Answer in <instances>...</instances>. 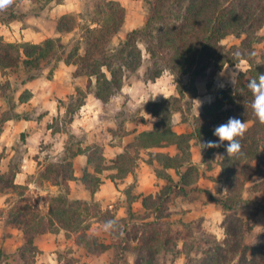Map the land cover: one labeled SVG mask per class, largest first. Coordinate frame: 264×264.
Segmentation results:
<instances>
[{"label": "trees", "instance_id": "trees-1", "mask_svg": "<svg viewBox=\"0 0 264 264\" xmlns=\"http://www.w3.org/2000/svg\"><path fill=\"white\" fill-rule=\"evenodd\" d=\"M30 1L39 4L38 9H43L52 1L61 3L63 0ZM85 2L82 12L64 14L56 19L57 35L79 31L78 39L69 51V44L63 43L60 37L46 38L39 44H13L0 39V70L22 68L26 72L36 71L28 77L34 80L40 75L43 65L65 56L64 64L75 68L73 78H86L85 90L77 87L74 95L65 97L68 103L61 118L68 127L74 114L85 104L87 94L92 93L97 100L106 104L121 90L124 80L141 68L145 82H153L168 71L174 77L177 88L182 86L183 76L189 77L190 85L205 82L208 86L215 72L224 66L233 67L240 61H246L248 69L238 73L233 88L218 90L213 101L202 106L201 113L192 119L191 133L174 134L170 128L162 126L160 114L158 119L162 127L156 123L151 133L142 135L144 147H157L165 142L175 144L180 153L175 157L162 153L154 155L161 168L157 176L166 184L155 196L143 200L142 208L147 212L145 216L135 218L129 206V219H115L108 211L103 212L97 206L69 200L67 181L74 178L72 164L64 159L62 163L46 168L40 177L61 189V193L50 198L49 217L45 219L26 200L21 199L9 213L10 222L23 233L24 245L19 249L23 264H31L29 259L35 255L33 238L56 230L55 225L66 232L76 233V243L88 253L100 254L112 250L113 258L109 264H129V257H132V264H164L166 252L170 249L174 251L179 240L188 241V238L200 242V248L192 253L193 247L187 248L183 243L181 252L185 264H264V232L256 237L255 242L246 244V237L250 236L253 226L237 215L239 206L244 203L241 199L244 182L258 176L264 177L260 169L246 163L264 158V125L259 124L252 115V94L247 87L250 80L264 74V39L259 36L264 25V0H146L147 12L141 26L126 32L124 38L114 46L111 42L125 22V8L113 0ZM24 17L17 11L7 15L8 22L23 21ZM229 36L238 39V45L223 47L221 41ZM262 42L258 55L256 46ZM29 98L30 93L24 91L18 102L25 103ZM58 103L64 105L60 100ZM152 115L156 116L153 112ZM230 117L247 123V132L238 138L241 144L239 154L228 158L224 146L202 149L201 143L217 140L213 135L214 128L226 123ZM21 119L28 120L19 115H2L0 127L6 121ZM192 139L201 151L203 164L211 162L216 152L224 157L219 165L226 197L223 200L213 199L224 211L221 223L224 236L221 240L211 235L198 238L192 233L181 237L182 233L172 228L170 204L174 197L184 198V189L194 183L191 179L194 169L189 163V142ZM86 150L88 152L90 149ZM86 155L87 164L93 165L95 172H100L103 158L95 151H89ZM132 164L133 159L128 151L118 155L112 165L116 174L111 179H123L132 171ZM184 167L186 169L182 171ZM15 170H0V195L24 189L14 184ZM166 170L174 171L176 182ZM81 182L91 194L100 184L95 175L86 171ZM257 190L258 187L252 186L248 192L251 194ZM83 212H89L103 224L114 222V228L109 231L111 243L105 244L87 234ZM75 262L66 259L65 264Z\"/></svg>", "mask_w": 264, "mask_h": 264}, {"label": "crops", "instance_id": "crops-1", "mask_svg": "<svg viewBox=\"0 0 264 264\" xmlns=\"http://www.w3.org/2000/svg\"><path fill=\"white\" fill-rule=\"evenodd\" d=\"M14 1L16 0H12V3ZM113 1L120 3L124 8H128V7L130 8L137 0H113ZM80 2L81 0H63L61 3H55L54 1H52L48 5H46L42 10L39 9L36 10L35 12H32L31 23L30 21L28 23L31 24V26H34L36 29H38L37 30L38 32L42 30L43 28L42 26L46 18L45 16H47L48 12L50 14L49 16L51 17L52 21H54L56 17L62 16L64 14L77 12ZM51 23H52L51 24L52 37H59V35H57L55 32L54 22ZM18 25L21 24L16 21H12L7 24L0 22V26L5 29L16 28L18 27ZM241 62L246 63V61H240L238 64H236L233 67L225 66L222 68L223 70L222 69L221 70L225 72L227 67L228 70L233 72V70L237 69L236 73H233L234 76L232 78L235 82L236 75H238L239 72H244L243 70H239V66H241L240 65ZM222 71L220 73H222ZM56 78L57 77L53 75V77L50 80H46L50 84V89L52 88L50 90L49 95L45 94V96H47L46 100L48 101L47 105L51 107L49 108L51 109V111L50 113H45L43 115V119L44 118L48 119L50 114L59 111V108L57 107V104H59L58 103L59 97H57L56 99V97H54L53 94L55 92L53 90V86L57 84ZM211 81L215 82L216 84L215 88L217 90L233 88L232 83L227 84V86H225V84L219 79L218 76H215V74ZM38 84H40V82L37 79L31 81V90H30L31 104H32L31 106H33L35 111L41 110V112H43L44 110L46 112L45 103L39 105L37 102L32 103L33 100L37 101V97L39 96V92L37 91ZM175 85L176 84L174 81V77L169 72H167L165 74H162L159 78H157L153 82L150 81L145 82L142 79L130 83L124 82L121 90L113 97L112 100H110L106 104L101 103L99 100H97L93 96V94L91 93L87 94V97L85 99V104L80 108L78 112L74 114L72 122L69 124V128H67V131H69L72 135L76 133L85 135V137H88L89 142H93L97 147L101 149V153L99 156L103 158L102 167L100 172H95L94 166L91 164H87L86 154L91 149L88 152L87 150L85 151L84 149L85 153L77 154V156L72 158V162L69 159V161L72 164V173L74 177L72 180L67 181V187H68L67 197L69 200L84 201L87 202V204H89L90 206H93L95 204V206H97L101 211L103 212L108 211L110 214H112L115 217V219H121V218L129 219V215L127 212L129 206L131 207L132 214L138 209L143 212H146L142 208L143 200L148 196H155L159 192V190L166 184V182L163 179L157 176V171H159V169H156L157 171L155 170L154 172L152 170L154 166H158V168H160L156 160H154V155L157 153H162L169 157H175V156H179L180 153L175 144L162 142L161 146H157V147H150V146L144 147L142 145L141 143L142 135L145 133H151L156 123L153 125V127L150 128L147 127L142 122L141 119V118H146V116L143 114V111L139 110V108L143 106V104H145L148 100H151L152 102H156L170 95L176 96ZM206 85L207 83L205 82L195 83L196 96L193 97V101H192L194 108V115L191 117V122L193 117L198 116L201 113L202 106L211 103L214 99L215 94L213 95L212 93H210L209 89H207L208 86ZM65 91H66L65 87H63L60 90V92H65ZM120 100H121V105L126 106L127 109L126 113L128 116L127 118L128 120H125L124 122L122 120L123 124L119 123L121 121L117 120L118 118L116 115L119 109V106L116 103L120 102ZM196 101H199V104ZM29 102H30V98L28 101L21 104L23 105L29 104ZM59 112L60 114H64L65 108H62V110ZM110 113L115 114L116 116L114 115L112 116V125H106L105 119H103V117ZM150 115L152 116L151 112ZM180 118L181 117L179 114V119L173 123L171 132H173L176 135L191 133L192 131L191 122L190 121L183 122ZM21 123L24 124L31 123V140H36V138L38 140V137H40L41 135L42 136L45 135L44 132H46L49 135L53 134V136L51 135V137H55V136L59 137L61 135H64L65 133L68 134V132H63L64 130L62 129L53 131V128L51 126L46 127L43 130L41 127L37 126L38 124L39 125L41 124V120L39 119L34 120L31 118V120L30 119L18 120V121H14L13 124L11 125L3 126L2 131L0 133V146L5 147L10 145V143H8L7 141L9 140L8 137L12 132H14V129L22 126L20 125ZM42 130L44 132H42ZM117 131L120 134H117ZM189 144H190L189 154L191 156V162H193V164H197V166L200 168H204L205 164L202 163L203 157L199 147L195 143V140L192 139L189 142ZM64 146H65V141L62 142V149H61L62 154H64L63 155L64 158H62L61 161H59V163H62L67 155L65 153ZM124 151H128L132 156L133 159L132 171L129 172L123 179L113 180L111 179V177H113V175L116 174V171L112 168L113 161H115L116 157L121 153H123ZM38 153L39 152L34 150L31 151V160L28 158L23 160V163L19 166L18 170H15L16 174H15L14 184L22 187L26 186V188L31 187V207L33 208V210H35V212H39L41 216H44L45 219H47V217H49L48 212H49L50 198L53 196H57L59 193H61V189L58 186L49 182L48 180L40 177V173L44 171L43 168L44 160L41 158V156ZM217 153L218 152L214 153V156H215V162L219 167V163L221 159H217L216 157ZM13 154L14 152H12L7 156L5 155L1 156V160H0L1 172H5L8 170V169H4L3 165L5 164L4 162L8 163L12 159ZM28 155L29 153H27V156ZM37 155L38 157H36ZM26 161L28 162L25 165L24 162ZM80 161L82 162L81 163L82 166L84 164L86 168H83L81 166L83 170H79V171H77V169L74 170V167H76V162H80ZM106 162L111 167H105L104 163ZM90 166H92V169H89ZM185 169L186 167L182 168V171H184ZM85 171L92 175H95L100 180L98 189L94 192V194H91L90 191L81 182V177ZM106 172H108L107 175ZM172 172L174 173L173 170H166V173L171 177V179H172V175H171ZM30 178L31 181L29 180ZM194 183L195 185H191L190 187L197 186V188L208 190L210 193H211V188L213 187L214 184V182L208 177V175L206 177L202 174L201 170L198 180H195ZM128 188H131V191L125 192L124 190ZM4 196H7V194L0 195V197H4ZM174 198L175 200L179 199L185 201L184 198H182L181 196H177ZM172 202L170 204V212L172 211V207H174ZM191 203L192 201L186 200V202H181V207L184 208V210H189V208L192 209L194 207H192ZM5 206H6L5 202H0V210L5 208ZM12 206L13 204H11L6 211H0L2 213V215L0 214V264H23V261L19 253V249L24 245V238L22 231L10 222L9 213L10 210L13 208ZM134 208H138V209H134ZM117 209L124 211L118 213ZM84 213L85 212H83V214ZM196 213L197 212L194 213L192 209L191 211H187L186 215H191ZM91 220H93L96 225L103 226V223L99 221L98 218L92 216ZM84 223L85 221L83 222V224ZM221 223L222 221H220V225ZM55 226L57 228L56 230H51V231L49 230L33 238V246L35 247L36 252L35 255L31 257V259H29L31 264H65L66 259L76 260L77 262L73 264H109L110 261L112 260L113 258L112 250H106L105 252H102L100 254L88 253L84 249V247L76 243V238H77L76 233L66 232L65 230L59 228L57 225ZM107 233H108V238L110 239L109 231ZM87 234L97 238L101 242H104L100 237H98V235L90 232L89 229L87 230ZM105 244H109V243L105 242ZM128 261L129 264H132V258H130Z\"/></svg>", "mask_w": 264, "mask_h": 264}, {"label": "rangeland", "instance_id": "rangeland-1", "mask_svg": "<svg viewBox=\"0 0 264 264\" xmlns=\"http://www.w3.org/2000/svg\"><path fill=\"white\" fill-rule=\"evenodd\" d=\"M89 3H92V0H88ZM146 0H137L133 6L130 8H125L126 11V17L125 22L121 28V31L112 39L111 44L114 46L117 44L119 39H123L125 36V33L130 31V29H135L141 26L144 17L147 12V5ZM85 0H81L79 4V8L77 12L74 13H80L83 11L85 7ZM39 4H33L30 0H16L13 3H11L9 6H7L5 9L0 10V22L9 23L7 15L11 11H17L19 13H22L25 17L23 21H16L19 22L21 25H18L16 28H10L5 29L0 26V39L7 43H13V44H21V43H32L39 44L46 38H57L52 37L51 32V22L56 23V17L54 21H52L51 17L49 16V12L47 16H45V21L43 23L42 30L38 31L34 26H31L28 22L31 23V14L32 12H35L38 9ZM42 10V9H40ZM24 11V12H23ZM5 13V15H4ZM60 17V16H59ZM1 22V23H2ZM79 31H75L69 34H65L62 36H59L61 38V41L65 44H69V48L67 51L70 50L71 46L73 45L74 41L78 39ZM259 36L264 39V25L261 31L259 32ZM239 40L234 37H228L224 39L221 42V45L225 48H229L233 45H238ZM263 42L261 44H258L256 46V53L259 55L260 51L262 49ZM65 56L53 60L49 64L43 65L40 69V75H38L35 79H37L40 84H38L37 91L39 92V96L37 97V101L33 100L32 103H38L42 104L45 103L46 112L43 110H37L35 111L33 106H31V94H30V102L29 104H21L18 102L19 96L24 92L28 91L30 93L31 90V81L28 77L31 76V74L37 73L36 71H30L26 72L22 68H18L15 70H0V117L2 115H19L22 118L26 119H39L41 120V124L37 125L41 127L43 130L46 127L51 126L54 131L56 130H64V135L61 136H53V134H47L42 130V132L45 133V135H41L38 137V140H31V123L24 124L21 123L20 127L14 129V132H12L9 135L8 143L10 145L8 146H0V155L7 156L14 152L12 159L7 163L3 165L4 169H10L14 168L18 170L19 166L23 163V160L30 159L31 160V151H37L38 154L41 156L43 161V168L44 170L46 168L51 167L52 165H55L56 163H59L62 158H64V154H62V142L65 141L64 150L66 155V162H70L69 159L72 162V158L77 156V154H83L84 149H91L90 151H95L97 155H100L101 149L97 147L93 142H89L88 137H85V135H82L80 133L71 134L69 131H67V123L62 120V116L64 114H60L59 111L62 110V108H65V105L68 103L67 99L65 97L69 95L75 94V88L81 87L83 90H85L86 85V78L84 77H78L73 78L72 73L74 72L75 68L71 65L67 66L64 64L63 59ZM144 59H146V55H144ZM239 66V70L246 71L248 69V64L241 62ZM225 67V66H224ZM223 68V67H222ZM221 68V69H222ZM220 69V70H221ZM216 71L215 76H218L219 79L227 86V84L230 83L231 74L233 78V72L236 73V70H233L231 72L227 69L226 71L220 73L221 71ZM143 68L139 70L134 75L128 76L124 82L130 83L135 82L137 80H143ZM57 74H56V73ZM168 71H164L163 74L167 73ZM53 75H55L57 78L56 82L57 84L53 86V90L55 91L54 97H59L58 100L62 101L64 105L57 104V107L59 108L58 112H53L49 115L48 119L44 118L43 115L45 113H50L51 108L49 105H47L48 101L46 100L47 96L50 93V84L46 80H50ZM59 75V76H58ZM237 77V75H236ZM34 79V80H35ZM94 81V79H92ZM185 83V84H184ZM215 82L211 81L208 85V88L210 93L213 95L218 92V90L215 88ZM233 85V84H232ZM207 86V85H206ZM65 87V92H60V90ZM196 86L195 84L190 85L189 84V77L184 76L182 78V86L176 89V96L170 95L166 97L167 99L163 98L162 100H158L156 102H152L151 100H148L143 106L139 108L140 111H143V114L146 116V118H141L142 122L147 127H153L155 123H159L160 127L163 125L170 128H172L173 123L179 119L183 122L190 121L191 117L194 115V108H193V95L196 96ZM56 93V94H55ZM73 93V94H72ZM92 94V93H91ZM60 95V96H59ZM194 96V97H195ZM113 99V98H112ZM111 99V100H112ZM119 109L117 111V120L121 121L119 123L123 124L125 120H128L127 116V109L125 105H121L120 102H117ZM106 109V108H105ZM108 109V108H107ZM148 112V113H147ZM150 112L156 114V116H151ZM178 112V113H177ZM162 115V126L161 122H159V115ZM178 114V115H177ZM116 116L115 114H107L103 117L105 119L106 125H112V116ZM23 120V119H21ZM123 120V122H122ZM61 121V122H60ZM14 120H10V122H5L0 127V133L2 131L3 126L5 125H11L13 124ZM65 122V123H64ZM62 123V124H61ZM42 134V133H41ZM117 134H120L117 131ZM68 135V137H67ZM7 138V139H8ZM14 139V140H13ZM88 141V142H87ZM87 143V144H86ZM98 148V149H97ZM27 153L29 155L27 156ZM82 156V155H81ZM38 157V155L36 156ZM83 159V158H82ZM190 165L192 167V174L191 179L193 182L195 180H198L200 170L204 176L208 177L214 182L213 187L211 188V193L208 190H203L201 188H197V186L187 187L184 189V200H179L175 198L173 199L172 204L174 207H172V211L170 212V218L173 221L172 228L176 232H181L182 236L185 237L188 235V233H192V235L195 237H201L204 236H214L217 240H221L223 238V230L221 229L220 221L223 220L224 211L222 207L218 204H216L213 199L217 200H223L226 197V193L223 187V177L221 176V169L218 167L217 163L215 162V156L213 155V160L211 162H208L204 165V168H200L197 166V164H193L191 162V156H190ZM29 160V162H30ZM28 161L24 162L26 165ZM64 162V163H66ZM70 162V163H71ZM42 163V162H41ZM82 162H76V167H74V170L77 169L83 170V168H86V166H82ZM248 166L260 169L264 173V158H259L257 160L247 161L246 162ZM105 167H111L109 164L104 163ZM157 165V164H156ZM83 168H82V167ZM152 168V167H151ZM199 168V169H198ZM89 169H92V166L89 167ZM159 169L158 166H154L152 168L153 172ZM157 171V170H156ZM158 171V172H159ZM43 172L40 173V175ZM207 173V174H206ZM108 172H106V175ZM172 179L174 181L177 180V177L172 172ZM31 176V175H30ZM31 181V178L29 179ZM197 183V181H196ZM218 183V184H217ZM195 185V183L193 184ZM252 186L258 187L257 192L249 193V188ZM126 191H131V188H128ZM19 199L26 200L27 203L31 205V187L26 188L24 187L23 190L16 191V193H10L7 194V196L0 197V202H5L6 206L0 211H6L8 207H10L11 204H13V208L16 207ZM241 199L244 201L242 206H239L237 210V215L239 218H241L244 221H248L250 225L253 226V229L250 233L249 237H246V244L250 245L252 242H255L256 237L264 232V177H255L250 179L249 181L244 182L243 190L241 193ZM20 200V201H21ZM192 201L191 205L194 211L197 212L196 214L186 215L187 211H191L192 209L189 208V210H184V208L181 207V202ZM202 203V204H201ZM18 205H23L22 203H19ZM26 205V204H25ZM97 205V204H96ZM43 206V205H42ZM95 206V204L93 205ZM91 206V207H93ZM203 206V207H202ZM207 206V207H205ZM119 208V207H118ZM138 209V208H134ZM188 209V208H186ZM10 210V209H9ZM118 210L119 212H123L124 210ZM39 213V212H38ZM2 215V213L0 212ZM134 217H141L142 215H147L146 212H143L141 210H136L133 213ZM92 214L89 212H85L83 214V219L85 221L84 225L88 227L90 232L95 233L100 237L104 242L103 243H111L110 239L108 238V233L103 231L102 226L96 225L92 218ZM186 243L187 248L193 247L192 253H196V251L199 250L200 242L197 240H191L188 238V241L179 240L177 248L172 251L166 252L165 258H164V264H185V257L184 254L181 252L183 243ZM132 258V257H131ZM130 259V257H129Z\"/></svg>", "mask_w": 264, "mask_h": 264}, {"label": "clouds", "instance_id": "clouds-1", "mask_svg": "<svg viewBox=\"0 0 264 264\" xmlns=\"http://www.w3.org/2000/svg\"><path fill=\"white\" fill-rule=\"evenodd\" d=\"M12 3V0H0V10L5 9ZM235 73V72H233ZM230 83L235 84L231 79ZM248 89L252 94V101L250 104L252 115L259 124L264 125V74H259L258 78L252 79L248 82ZM167 99V98H165ZM199 104V101H196ZM200 106V105H199ZM247 132V123L237 117H230L226 123L220 124L213 130V135L217 140L206 141L201 143L202 149H213L224 146L228 158H231L241 151V144L238 138H242ZM217 159H224L223 155L217 153ZM103 231L108 232L114 228L113 221H107L102 226Z\"/></svg>", "mask_w": 264, "mask_h": 264}]
</instances>
